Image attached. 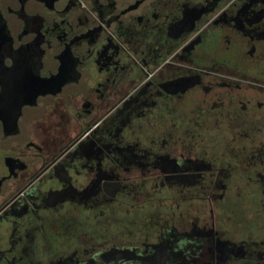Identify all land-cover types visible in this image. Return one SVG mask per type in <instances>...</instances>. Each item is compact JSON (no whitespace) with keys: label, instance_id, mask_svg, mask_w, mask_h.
<instances>
[{"label":"flooded vegetation","instance_id":"obj_1","mask_svg":"<svg viewBox=\"0 0 264 264\" xmlns=\"http://www.w3.org/2000/svg\"><path fill=\"white\" fill-rule=\"evenodd\" d=\"M0 264H264V0H0Z\"/></svg>","mask_w":264,"mask_h":264}]
</instances>
